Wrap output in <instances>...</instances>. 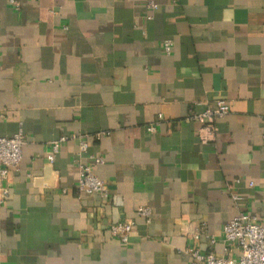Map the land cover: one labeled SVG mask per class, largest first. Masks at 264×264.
Segmentation results:
<instances>
[{
  "label": "crops",
  "instance_id": "obj_1",
  "mask_svg": "<svg viewBox=\"0 0 264 264\" xmlns=\"http://www.w3.org/2000/svg\"><path fill=\"white\" fill-rule=\"evenodd\" d=\"M20 3L0 0V136H26L0 205V264H193L197 247L237 257L223 226L241 211L264 223V0ZM218 99L230 112L203 141L186 117ZM90 154L105 158L93 168L108 198L75 188ZM127 219L124 244L109 226ZM201 230L216 243L195 240Z\"/></svg>",
  "mask_w": 264,
  "mask_h": 264
},
{
  "label": "built area",
  "instance_id": "obj_2",
  "mask_svg": "<svg viewBox=\"0 0 264 264\" xmlns=\"http://www.w3.org/2000/svg\"><path fill=\"white\" fill-rule=\"evenodd\" d=\"M16 9L21 6L20 0H8ZM150 8L156 9L157 4L150 2ZM152 16H148L151 19ZM173 49L172 40L164 42V50L170 54ZM230 112V105L226 100L218 99L214 106H208L200 113H193L186 117V121H199L203 124L202 129L206 132L202 133L203 141L216 136L218 119L225 117ZM148 129L151 132L156 130V125L151 124ZM107 132L98 133V137ZM68 137L64 136L53 142L50 151L47 153L48 160L53 163L56 155L60 152L61 141ZM26 142V136L22 131L12 136H0V205L9 198L11 189L8 185L12 170L17 168L23 157V146ZM88 150V143L85 140L80 141L79 152L84 153ZM89 162L78 164L79 178L76 184V190L81 196L82 194H98L103 198L110 196V190L107 183L100 178L94 171V165L102 164L105 158L100 155H89ZM237 182L240 179L236 180ZM249 185L254 186V182L250 181ZM235 200L239 197L233 196ZM136 215L142 217L146 222L152 219V210L149 206H139L136 209ZM135 228V220L127 219L124 221L113 223L109 226V233L112 237L117 238L124 244H128L131 240L132 233ZM223 238L229 245L225 248V252H231L233 248L239 250L237 257H231L226 254H218L215 251L203 252L200 248L190 249L193 264H264V223L255 215L249 212H239L234 218L229 220L223 226ZM207 238L213 245L216 238L204 231L193 234L195 240Z\"/></svg>",
  "mask_w": 264,
  "mask_h": 264
}]
</instances>
